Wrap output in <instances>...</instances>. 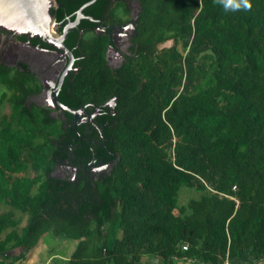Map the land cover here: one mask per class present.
Instances as JSON below:
<instances>
[{
  "label": "trees",
  "instance_id": "obj_1",
  "mask_svg": "<svg viewBox=\"0 0 264 264\" xmlns=\"http://www.w3.org/2000/svg\"><path fill=\"white\" fill-rule=\"evenodd\" d=\"M57 1L51 12L63 21L91 0ZM122 1L83 12L102 18ZM137 1L120 66L108 64L107 35L84 33L74 48L79 73L62 100L116 101L96 114L98 128L80 126V142L70 130L54 144L58 119L22 103L28 74L0 64L11 91L0 96L11 105L0 116V205L11 206L0 213V264H22L46 232L76 241L70 264H264V0L236 10L220 0ZM59 158L82 173L92 159L110 167L69 181L52 175ZM182 186L201 194L182 205ZM16 210L27 214L20 229Z\"/></svg>",
  "mask_w": 264,
  "mask_h": 264
},
{
  "label": "flooded vegetation",
  "instance_id": "obj_2",
  "mask_svg": "<svg viewBox=\"0 0 264 264\" xmlns=\"http://www.w3.org/2000/svg\"><path fill=\"white\" fill-rule=\"evenodd\" d=\"M122 2L127 9L123 5L119 6L115 10H110L102 18L85 14L82 10L84 17L81 19L88 18L93 22V25L91 30L80 29L81 19L79 18L74 26L68 28L64 42L73 52L72 62L71 57L62 48L53 46L37 36H28L0 29V64L11 68L13 71L16 70L23 74H28L29 83L27 87H29V92L28 94H23L22 103L26 105L29 111H47L52 117L58 119L59 127L50 135L54 144H62V142H59L60 139L69 141L68 135L71 131L73 132V142L76 140L80 142V126L83 123L90 122L98 128L99 126L95 122L96 114L100 112L102 107L112 104V98H110L101 107L96 105L95 102H86L80 106V93L76 95L72 92V101L79 104L77 107H73L63 101L62 97L64 88L69 86L72 89V82H76L78 77L80 56H76L74 50H80V37L84 33L88 32V36H93L94 34L108 36L110 40L109 46L111 45L116 49L112 51L111 60H108V64L113 67L120 66L125 61L126 56L131 54L134 43L133 38L136 34L138 18L142 8L141 3L137 0H123ZM52 3V8L59 6L57 0H53ZM79 14L80 7L70 14L65 12L63 21L58 20L52 14L55 19L57 33L60 35L64 33L66 26L74 23ZM74 35H76V40L72 39ZM73 41L76 42L75 45L70 46L69 43ZM6 90L9 95L11 94V91L4 87L0 92V96ZM6 102L8 104L3 102L0 107L6 105L11 110L9 101ZM61 104L79 111V115L75 116L72 112L62 107ZM84 107L85 109L80 115V109ZM90 108H92V111H90ZM110 108L112 107L110 106ZM70 114L74 116L73 120H70ZM109 167L110 164H96L95 159H92L90 167L84 169L85 173H82L80 163L79 165H74L68 158H59L52 175L69 181L78 180L80 182V179H98L102 173L109 170Z\"/></svg>",
  "mask_w": 264,
  "mask_h": 264
},
{
  "label": "water",
  "instance_id": "obj_3",
  "mask_svg": "<svg viewBox=\"0 0 264 264\" xmlns=\"http://www.w3.org/2000/svg\"><path fill=\"white\" fill-rule=\"evenodd\" d=\"M52 1L53 0H0V29L28 36H37L53 46L62 48L71 57L72 62L73 52L65 44V36L68 32V28L74 26L79 18L81 19L84 17L82 10L95 0H91L80 7V14L76 21L66 26L64 33L61 35L56 31L55 19L51 14ZM115 50L113 46H109L107 50V60H111L112 51ZM111 101L112 104H110L109 107L111 106L114 108L116 106L115 97L112 98ZM61 106L72 112L75 116L79 115V111L62 104ZM84 109L85 107L80 109V115L83 113Z\"/></svg>",
  "mask_w": 264,
  "mask_h": 264
},
{
  "label": "crops",
  "instance_id": "obj_4",
  "mask_svg": "<svg viewBox=\"0 0 264 264\" xmlns=\"http://www.w3.org/2000/svg\"><path fill=\"white\" fill-rule=\"evenodd\" d=\"M63 238L55 236L52 232L44 233L35 247H29L26 250V257L22 260V264H66L77 245L72 243L73 239L65 236Z\"/></svg>",
  "mask_w": 264,
  "mask_h": 264
},
{
  "label": "rangeland",
  "instance_id": "obj_5",
  "mask_svg": "<svg viewBox=\"0 0 264 264\" xmlns=\"http://www.w3.org/2000/svg\"><path fill=\"white\" fill-rule=\"evenodd\" d=\"M172 43H173L172 41H167L164 44H162L161 46H168V45H171ZM4 87L0 84V92L3 90ZM6 101H8V100L5 99L3 102L7 103ZM9 111H10L9 108L6 105L0 107V116H2L4 113L9 112ZM200 194L201 193L198 192L195 188L182 186L179 190V193H178V202L182 205H185L189 202L190 199L197 198L200 196ZM10 209H11V206H9L7 204H5V205L3 204L0 206V213L5 212V211L10 210ZM15 213H16L15 217L21 219V223L18 227L20 229L26 223L27 214L22 213L21 211H17V210L15 211ZM6 232H3L2 234H0V238H3L5 236ZM61 237L63 238V236H61ZM63 240H65V238H63ZM74 241L73 242L71 241V242L76 245V242H74ZM69 262H70V260L66 261V264H70ZM174 262H175V264L180 263L179 261H174Z\"/></svg>",
  "mask_w": 264,
  "mask_h": 264
},
{
  "label": "clouds",
  "instance_id": "obj_6",
  "mask_svg": "<svg viewBox=\"0 0 264 264\" xmlns=\"http://www.w3.org/2000/svg\"><path fill=\"white\" fill-rule=\"evenodd\" d=\"M225 9L236 10L240 8H250V0H220Z\"/></svg>",
  "mask_w": 264,
  "mask_h": 264
},
{
  "label": "built area",
  "instance_id": "obj_7",
  "mask_svg": "<svg viewBox=\"0 0 264 264\" xmlns=\"http://www.w3.org/2000/svg\"><path fill=\"white\" fill-rule=\"evenodd\" d=\"M184 248L186 249L187 247H186V246H184Z\"/></svg>",
  "mask_w": 264,
  "mask_h": 264
}]
</instances>
